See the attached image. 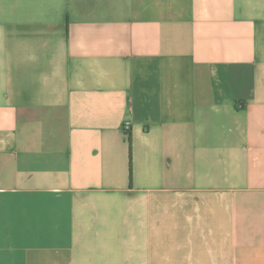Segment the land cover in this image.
Segmentation results:
<instances>
[{
  "label": "crops",
  "instance_id": "1",
  "mask_svg": "<svg viewBox=\"0 0 264 264\" xmlns=\"http://www.w3.org/2000/svg\"><path fill=\"white\" fill-rule=\"evenodd\" d=\"M0 264H264V0H0Z\"/></svg>",
  "mask_w": 264,
  "mask_h": 264
},
{
  "label": "built area",
  "instance_id": "2",
  "mask_svg": "<svg viewBox=\"0 0 264 264\" xmlns=\"http://www.w3.org/2000/svg\"><path fill=\"white\" fill-rule=\"evenodd\" d=\"M124 130H125L126 135L129 137V133L131 131V123L130 122H125Z\"/></svg>",
  "mask_w": 264,
  "mask_h": 264
},
{
  "label": "trees",
  "instance_id": "3",
  "mask_svg": "<svg viewBox=\"0 0 264 264\" xmlns=\"http://www.w3.org/2000/svg\"><path fill=\"white\" fill-rule=\"evenodd\" d=\"M129 143H130V146H131V143H132V141H131V132L129 133Z\"/></svg>",
  "mask_w": 264,
  "mask_h": 264
}]
</instances>
